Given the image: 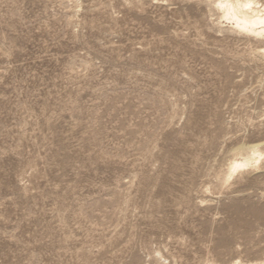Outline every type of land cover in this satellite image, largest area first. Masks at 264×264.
<instances>
[{
    "label": "rangeland",
    "instance_id": "rangeland-1",
    "mask_svg": "<svg viewBox=\"0 0 264 264\" xmlns=\"http://www.w3.org/2000/svg\"><path fill=\"white\" fill-rule=\"evenodd\" d=\"M217 18L0 0V264L264 262V171L216 180L264 136V68Z\"/></svg>",
    "mask_w": 264,
    "mask_h": 264
},
{
    "label": "bare ground",
    "instance_id": "bare-ground-1",
    "mask_svg": "<svg viewBox=\"0 0 264 264\" xmlns=\"http://www.w3.org/2000/svg\"><path fill=\"white\" fill-rule=\"evenodd\" d=\"M199 1L212 5L218 15V26H222L225 23L229 25L231 31L244 34L254 40L256 46L252 49V53L262 63L261 68H264V0ZM258 85L260 89L264 90V70L262 75L259 76ZM261 117H264V110L257 115V118ZM250 119L254 120L255 118L251 116ZM240 131L242 130L240 129ZM231 132L233 131L231 130ZM259 132L261 133V130ZM228 153V163L216 177L217 183L221 187L229 185L239 175L264 171V136L252 141L238 140L235 145H231ZM233 263L252 264L241 259H236ZM255 264H264V262Z\"/></svg>",
    "mask_w": 264,
    "mask_h": 264
}]
</instances>
